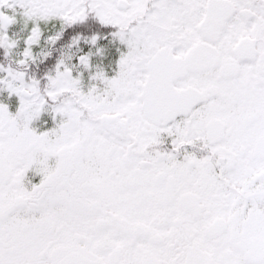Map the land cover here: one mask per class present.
I'll return each instance as SVG.
<instances>
[{
  "label": "snow or ice",
  "instance_id": "6c2138e0",
  "mask_svg": "<svg viewBox=\"0 0 264 264\" xmlns=\"http://www.w3.org/2000/svg\"><path fill=\"white\" fill-rule=\"evenodd\" d=\"M0 264H264V0H0Z\"/></svg>",
  "mask_w": 264,
  "mask_h": 264
}]
</instances>
